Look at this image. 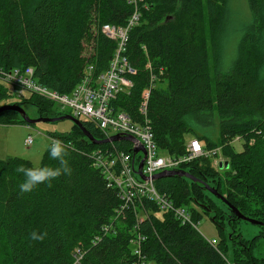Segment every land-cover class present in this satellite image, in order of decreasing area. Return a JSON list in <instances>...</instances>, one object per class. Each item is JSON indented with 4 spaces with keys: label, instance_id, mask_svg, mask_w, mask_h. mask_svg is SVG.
Returning <instances> with one entry per match:
<instances>
[{
    "label": "trees",
    "instance_id": "16d2710c",
    "mask_svg": "<svg viewBox=\"0 0 264 264\" xmlns=\"http://www.w3.org/2000/svg\"><path fill=\"white\" fill-rule=\"evenodd\" d=\"M229 1L0 0V106L13 104L1 73L14 67L32 66L39 83L60 92L79 82L86 61L97 72L103 70L116 43L103 34L102 25H124L138 10L140 18L128 33L125 50L135 70L133 84L119 93L115 105L140 123L141 93L150 86L147 117L161 152L182 155L195 137L205 150L214 155L220 151L226 158L217 169L212 156L182 163L178 170L196 179L173 175L154 180L160 194L188 209L190 223H181L172 211L159 210L146 198L117 213V192L90 157L92 149L109 143H92L75 124L68 135H51L72 146L67 159L73 170L51 187L40 184L21 194L25 177L16 168L33 164L18 156L0 159V248L8 264H264V0H247L250 18L239 29L234 54L225 58V35H220L211 62L209 38ZM205 21L213 29L208 35ZM27 101L40 116L62 114L40 96L28 95ZM19 123L30 124L17 111L0 112V124ZM82 123L95 138L103 137L90 122ZM235 137L241 151L232 146ZM49 146L39 167L58 166ZM114 146L130 149L127 140ZM205 184L244 215L262 221L260 233L240 243L230 239L225 226L235 228L242 219ZM201 212L217 228L214 244L197 229ZM34 230L47 235L34 241Z\"/></svg>",
    "mask_w": 264,
    "mask_h": 264
},
{
    "label": "built area",
    "instance_id": "2783aa9c",
    "mask_svg": "<svg viewBox=\"0 0 264 264\" xmlns=\"http://www.w3.org/2000/svg\"><path fill=\"white\" fill-rule=\"evenodd\" d=\"M139 18L140 12L134 10L124 25H102L103 34L116 43L114 51L106 67L100 72L96 71L91 61H86L79 82L69 92H60L39 83L32 66L14 67L4 71L1 73V81L10 95L25 98L24 92L28 95L34 94L62 110L68 108L73 117L90 122L101 132L102 138L119 134L137 139V144L127 140L130 143L129 150L116 148L115 141L109 142L106 147L91 150L92 166L102 173L107 186L117 192L120 200L117 213L135 208L136 203H141V200L146 198L154 201L159 210L172 211L181 223H190L188 209L185 206H175L165 195L160 194L155 188V179L152 176L163 170H178L182 163L199 156H213L215 151L205 150L197 138L191 137L182 155L171 156L161 152L147 117L150 86L145 87L141 93L139 111L143 119L140 123L134 121L128 112L114 103L119 93L128 92L133 84L130 75L135 70L129 63L125 50L128 33L138 23ZM145 66L149 69L150 61H147ZM121 140L126 141H118ZM235 140H238V137ZM24 143L31 145L33 138L28 135ZM135 146L142 147L144 152L134 151ZM138 152L142 154L138 156ZM141 159L143 164L139 168ZM138 219L142 220L143 216L138 215ZM210 242L214 244L215 240L210 239Z\"/></svg>",
    "mask_w": 264,
    "mask_h": 264
},
{
    "label": "rangeland",
    "instance_id": "374dc122",
    "mask_svg": "<svg viewBox=\"0 0 264 264\" xmlns=\"http://www.w3.org/2000/svg\"><path fill=\"white\" fill-rule=\"evenodd\" d=\"M229 11H231L229 17ZM250 18V12L247 6V0H230L228 3L227 13L225 17L221 19L220 26L212 32L209 38V44L213 48L211 51V62L212 57L219 50V36H223L222 39V52L226 59H230L236 50V44L240 36V27ZM227 21V28L225 27ZM206 23V21H205ZM206 33L212 31L206 23ZM209 30V31H208ZM215 44V45H214ZM217 44V45H216ZM23 95L28 96L25 92ZM8 103H18L22 106L26 115L31 119L40 117L38 114L37 107L31 102H24L23 98L10 95ZM20 103V104H19ZM53 110L59 111L61 115H67L70 113L68 108L62 110L60 107L54 105ZM49 117V116H47ZM74 122L69 118L57 119L54 121H36L30 124H0V159H7L9 157H22L31 161L34 167H39L42 155L52 141L51 135H68L73 131ZM114 132V131H113ZM112 133V132H111ZM30 135L33 138L31 145H26L24 139ZM191 134L186 135L189 139ZM236 138V137H235ZM233 140L232 146L235 151H241L242 145L238 140ZM217 155H213L211 158L212 165L217 169L218 162L226 160L224 156H221L220 151L216 152ZM142 153L138 152L140 156ZM198 210V208H196ZM235 228L232 226H225V234L236 242L240 243L242 238H252L255 234L260 233V228L253 223L245 220H240L235 223ZM198 231L208 240L218 239L219 234L215 224L211 218L205 213L201 212V217L197 222ZM236 246H238L236 244ZM6 251L0 248V264H8Z\"/></svg>",
    "mask_w": 264,
    "mask_h": 264
},
{
    "label": "clouds",
    "instance_id": "9594fccd",
    "mask_svg": "<svg viewBox=\"0 0 264 264\" xmlns=\"http://www.w3.org/2000/svg\"><path fill=\"white\" fill-rule=\"evenodd\" d=\"M261 78H264V70L261 72ZM70 144L64 143L62 140L53 139L49 146V154L51 159L58 161V166L50 167H25L19 165L16 168L18 173H22L25 177L24 181L19 185L20 193H31L40 184H47L49 187L52 186V181L58 179L62 175H71L72 168L70 167L69 160L67 157L70 154ZM46 232L39 233L32 231L30 238L34 241H42Z\"/></svg>",
    "mask_w": 264,
    "mask_h": 264
},
{
    "label": "water",
    "instance_id": "95a60500",
    "mask_svg": "<svg viewBox=\"0 0 264 264\" xmlns=\"http://www.w3.org/2000/svg\"><path fill=\"white\" fill-rule=\"evenodd\" d=\"M3 110H14L17 111L22 119L27 122V123H34L36 121H54L57 119H62V118H69L71 119L75 125H77L81 131L83 132V134L94 144H103V143H109V142H113V141H118L120 139H126L130 142H132L133 144H137L138 141L136 138L132 137V136H121L119 134H115L112 135L108 138H102V139H96L86 128L85 126L82 124V122H80L79 120L75 119L74 117H72L71 115H62V116H56V117H43L40 116L36 119H31L26 115V112L24 111V109L18 105V104H4L0 106V112ZM134 151H138L141 150L144 152L142 147H138L135 146L133 148ZM143 164V159H141L140 163H139V168H141ZM220 166H222V164H219ZM225 165L227 166V161L225 162ZM173 175H178V176H188L191 179H196L193 175L189 174L188 172L184 171V170H163L161 172H158L156 174H154L152 176L153 179H158L161 177H166V176H173ZM206 189L212 193L214 196H216L217 198H219L221 201H223V203H225L228 208L231 210V212H233L237 218L245 220L247 222L256 224V225H263L262 221H259L255 218H252L250 216L244 215L243 213H241L233 204H231L223 195H221L216 188L211 187L207 184H205Z\"/></svg>",
    "mask_w": 264,
    "mask_h": 264
},
{
    "label": "bare ground",
    "instance_id": "6f19581e",
    "mask_svg": "<svg viewBox=\"0 0 264 264\" xmlns=\"http://www.w3.org/2000/svg\"><path fill=\"white\" fill-rule=\"evenodd\" d=\"M24 99V98H23ZM22 107V106H21ZM67 115H71V114H67ZM60 116H62V115H60ZM72 116V115H71ZM56 117V116H55ZM73 117V116H72ZM75 118V117H74ZM75 119H77V120H79L80 122H82V120H84V119H79V118H75ZM83 124V123H82ZM88 139V138H87ZM97 139V138H96ZM89 140V139H88Z\"/></svg>",
    "mask_w": 264,
    "mask_h": 264
}]
</instances>
